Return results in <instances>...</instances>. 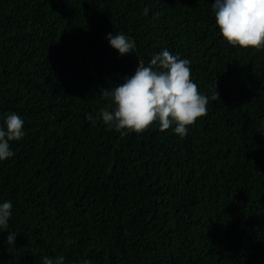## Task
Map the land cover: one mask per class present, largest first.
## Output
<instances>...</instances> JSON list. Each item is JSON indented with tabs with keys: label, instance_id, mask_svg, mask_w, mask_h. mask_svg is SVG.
<instances>
[{
	"label": "trees",
	"instance_id": "16d2710c",
	"mask_svg": "<svg viewBox=\"0 0 264 264\" xmlns=\"http://www.w3.org/2000/svg\"><path fill=\"white\" fill-rule=\"evenodd\" d=\"M213 2L0 0V116L25 133L0 162L16 232L13 252L0 232V264H264V50L224 42ZM162 49L209 97L187 135L86 119Z\"/></svg>",
	"mask_w": 264,
	"mask_h": 264
},
{
	"label": "clouds",
	"instance_id": "9594fccd",
	"mask_svg": "<svg viewBox=\"0 0 264 264\" xmlns=\"http://www.w3.org/2000/svg\"><path fill=\"white\" fill-rule=\"evenodd\" d=\"M218 34L224 42L243 49L264 50V0H214L211 3ZM149 9H144L148 14ZM109 46L119 55L133 53L134 41L123 33H107ZM190 60L173 55L167 49L153 54L148 65L140 63L129 76L113 87L101 90L103 99L109 101L94 119H86L94 125L101 120L108 130L142 133L150 125L164 131L172 128L183 138L189 126L197 118L207 114L209 97L199 91L191 79ZM216 85L210 86L212 98H218ZM24 120L16 112L0 116V162L15 155L11 141H19L25 135ZM13 204L0 201V232L8 231ZM16 232H9L6 242L14 251ZM42 264H65L64 256L55 259L43 256ZM85 264L87 262L85 261Z\"/></svg>",
	"mask_w": 264,
	"mask_h": 264
}]
</instances>
